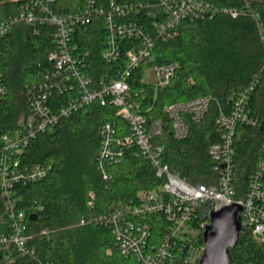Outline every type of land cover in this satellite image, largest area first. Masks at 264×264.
Returning a JSON list of instances; mask_svg holds the SVG:
<instances>
[{
    "label": "built area",
    "instance_id": "obj_1",
    "mask_svg": "<svg viewBox=\"0 0 264 264\" xmlns=\"http://www.w3.org/2000/svg\"><path fill=\"white\" fill-rule=\"evenodd\" d=\"M63 1V0H60ZM255 0H70L69 8L58 0H25L17 13L0 19V40L17 22H25L38 33L39 26H54L55 48L47 55L49 67L36 72L25 90L27 112L18 119V128L0 135V189L6 197L5 227L0 229V245L12 244L20 255L33 252L28 244L29 215L34 208L16 209L10 190L13 184L28 183L46 176L50 165L24 163L28 144L37 135L52 130L60 119L85 110L91 104L112 106L123 121L104 122L98 130L100 143L96 168L106 183L111 178L108 167L119 162L124 149L136 147L162 179L154 188L141 189L127 201H114L99 216L111 227L119 252L141 264H189L199 261L204 244L200 241L209 220L203 218L205 205L212 210L232 203L241 205V225L246 226L257 243H264V154L250 173L243 196L235 197L233 139L236 125H254L257 119L249 109L252 85L234 92L227 113L220 111L217 123L221 140L211 143L207 154L213 162V180L190 183L163 162L164 145L153 140L161 132L158 118L148 119L144 95L132 90L134 72L153 57L156 40L178 34L186 20L211 19L219 13L231 17L248 14L260 35L264 53V12ZM57 3L54 11L50 4ZM100 25L104 46L101 59L113 68L94 78L88 62L89 48L82 44L80 27ZM1 56V48H0ZM157 88L172 77L175 64L150 66ZM144 72V71H143ZM143 74V73H142ZM141 81L142 80L141 76ZM149 83V82H145ZM6 94L0 67V99ZM211 101L209 96L179 100L163 107L170 118L173 136L188 134L186 117L199 121ZM186 115V117H185ZM264 151V142L262 143ZM88 205L94 194L89 192ZM81 219L80 222H85ZM42 264V263H40Z\"/></svg>",
    "mask_w": 264,
    "mask_h": 264
},
{
    "label": "trees",
    "instance_id": "obj_2",
    "mask_svg": "<svg viewBox=\"0 0 264 264\" xmlns=\"http://www.w3.org/2000/svg\"><path fill=\"white\" fill-rule=\"evenodd\" d=\"M24 1L0 0V19L16 14ZM58 2L69 8L70 0ZM254 4L264 12V0ZM50 6L59 11L57 3ZM54 30L52 25H42L35 33L31 25L17 22L1 38L0 67L6 94L0 99V135L17 129L18 119L27 112L25 90L35 73L50 65L47 55L55 48ZM80 35L83 46L90 50L93 77L110 73L113 64L100 57L104 46L101 26H82ZM168 63L175 64L174 73L154 93L152 83L141 81L142 73L152 65ZM133 76L132 90H142L139 95H144L146 117L161 121V132L153 140L164 145L163 162L190 183L213 180V162L207 149L221 140L218 114L228 112L234 92L252 85L248 105L257 122L238 123L233 139L235 197H242L250 173L264 154V53L252 18L219 13L211 19L183 21L177 35L155 41L152 59L142 63ZM198 96L211 97L208 108L199 121L185 115L188 134L176 139L163 107ZM115 112L112 106L91 104L30 141L23 162L44 163L50 170L35 181L13 184L10 197L16 209H36V218L28 221L27 228L33 252L20 255L12 244L0 245V264H141L119 252L107 223L89 219L104 213L112 202L132 199L138 190L154 188L162 181L136 147L124 149L122 159L108 167L109 181L102 180L96 168L98 130L106 121L123 123ZM90 191L94 194L92 206L88 205ZM6 212V197L0 189V216ZM81 219L86 221L81 223ZM5 225V221L0 222V229ZM199 239L203 242L202 235ZM229 255L230 264H264V243H257L241 225Z\"/></svg>",
    "mask_w": 264,
    "mask_h": 264
},
{
    "label": "water",
    "instance_id": "obj_3",
    "mask_svg": "<svg viewBox=\"0 0 264 264\" xmlns=\"http://www.w3.org/2000/svg\"><path fill=\"white\" fill-rule=\"evenodd\" d=\"M203 218L209 220L202 233L204 252L199 264H230L229 248L237 241L241 229L239 211L241 205L232 203L217 210L211 204L205 205ZM36 214L29 215V219Z\"/></svg>",
    "mask_w": 264,
    "mask_h": 264
},
{
    "label": "rangeland",
    "instance_id": "obj_4",
    "mask_svg": "<svg viewBox=\"0 0 264 264\" xmlns=\"http://www.w3.org/2000/svg\"><path fill=\"white\" fill-rule=\"evenodd\" d=\"M142 80L145 82H149V83H155L156 82V77L154 74V70L151 67H148L144 70L143 74H142ZM6 219V217L0 216V222L4 221Z\"/></svg>",
    "mask_w": 264,
    "mask_h": 264
}]
</instances>
